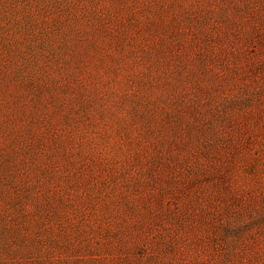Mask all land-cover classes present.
Segmentation results:
<instances>
[{
    "label": "rangeland",
    "instance_id": "rangeland-1",
    "mask_svg": "<svg viewBox=\"0 0 264 264\" xmlns=\"http://www.w3.org/2000/svg\"><path fill=\"white\" fill-rule=\"evenodd\" d=\"M0 264H264V0H0Z\"/></svg>",
    "mask_w": 264,
    "mask_h": 264
}]
</instances>
